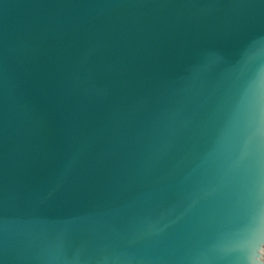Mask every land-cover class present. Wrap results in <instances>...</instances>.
<instances>
[{
	"label": "water",
	"instance_id": "obj_1",
	"mask_svg": "<svg viewBox=\"0 0 264 264\" xmlns=\"http://www.w3.org/2000/svg\"><path fill=\"white\" fill-rule=\"evenodd\" d=\"M0 264H264V0H0Z\"/></svg>",
	"mask_w": 264,
	"mask_h": 264
}]
</instances>
